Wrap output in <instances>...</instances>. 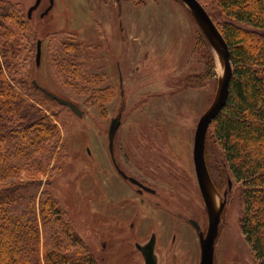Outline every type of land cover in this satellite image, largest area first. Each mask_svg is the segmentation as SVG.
<instances>
[{
	"label": "rangeland",
	"instance_id": "obj_1",
	"mask_svg": "<svg viewBox=\"0 0 264 264\" xmlns=\"http://www.w3.org/2000/svg\"><path fill=\"white\" fill-rule=\"evenodd\" d=\"M10 1L25 13L35 2ZM201 1L218 19L224 18L214 0ZM48 5L49 0H42L30 19L36 40L42 41L41 69L34 78L75 101L83 114L67 111L63 117L61 112L62 119L54 120L63 150L49 168V185L41 188L56 196L64 213L57 216L72 221L87 244L86 250L80 243L75 245L79 254L89 250L101 264H144L138 246L154 233L157 264H199L198 234L189 220H196L202 230L208 221L192 147L199 117L222 77L216 52L211 51L214 66L208 73L201 29L178 0H52L51 8L42 14ZM54 37L77 39L99 50L83 67L101 76L99 88L113 92L110 100L98 101L93 85L88 89L70 85L51 71L48 52ZM30 46L25 39L23 56ZM45 108L42 112L54 118L56 109ZM118 112L121 123L114 136V157L126 174L154 188V195L139 193L114 168L107 133ZM211 168L217 203L226 199L214 264H258L239 225L238 188L232 187L227 168H221L222 177L216 165ZM43 192L37 196L42 235ZM46 249L43 246L40 255L43 264Z\"/></svg>",
	"mask_w": 264,
	"mask_h": 264
},
{
	"label": "trees",
	"instance_id": "obj_2",
	"mask_svg": "<svg viewBox=\"0 0 264 264\" xmlns=\"http://www.w3.org/2000/svg\"><path fill=\"white\" fill-rule=\"evenodd\" d=\"M214 2L224 18L218 19L201 4L228 44L232 72L225 104L208 126L205 162L208 171L218 167L219 177L222 167L228 169L242 204L241 232L258 264H264V0ZM30 19L14 2L0 0V264H43V246L47 248L45 264H101L89 250L79 254L75 245L80 243L86 250L87 244L72 221L58 217L64 213L56 196L41 188L49 185V168L63 150L54 120L71 110L48 96L41 89L46 87L34 78L41 66L35 63L37 40ZM200 34L210 73L212 49L201 30ZM25 39L31 46L23 56ZM53 39L48 52L51 71L67 84L87 89L93 85L98 101L110 100L113 92L99 88L101 76L83 67L99 50L77 39ZM44 105L56 109L54 118ZM41 191L45 196L40 209L43 235L37 209Z\"/></svg>",
	"mask_w": 264,
	"mask_h": 264
},
{
	"label": "water",
	"instance_id": "obj_3",
	"mask_svg": "<svg viewBox=\"0 0 264 264\" xmlns=\"http://www.w3.org/2000/svg\"><path fill=\"white\" fill-rule=\"evenodd\" d=\"M189 9L191 15L196 21L197 25L201 29L205 38L207 39L210 47L217 54L219 61L221 62L222 77L218 80V86L216 93L213 97L212 102L207 109L201 114L197 122L192 147V157L195 177L197 184L203 199L204 207L208 217V224L206 231L199 229V225L195 220H191V223L197 230L199 246H200V260L199 264H214V244L218 234V223L220 220L221 211L223 210L226 199H221L218 206L215 205L213 199V184L205 162V139L208 130V126L212 119L218 114L220 109L225 104L228 84L231 76V63L229 60V48L221 32L216 26L215 22L205 9V7L199 2V0H181ZM40 3V0H35L34 4L30 6L27 11V15L30 18L33 10H35ZM52 4V3H51ZM51 4L48 9L45 10L44 14L51 8ZM41 39L37 40L35 63L36 67L40 65L41 61ZM36 85V81L34 80ZM41 89L51 98L58 101L60 104L68 106V108L75 113L77 116H82L83 110L72 100L58 96L52 91L41 87ZM121 123V112H118L116 116L111 118L108 127V148L110 154L113 155V139L114 135ZM117 171L123 178H128L132 183H135L140 188H144V185L136 180L134 177L128 176L124 171L117 167ZM153 191V190H151ZM155 245V234L152 233L148 242L142 247L145 264H156V259L153 255Z\"/></svg>",
	"mask_w": 264,
	"mask_h": 264
},
{
	"label": "flooded vegetation",
	"instance_id": "obj_4",
	"mask_svg": "<svg viewBox=\"0 0 264 264\" xmlns=\"http://www.w3.org/2000/svg\"><path fill=\"white\" fill-rule=\"evenodd\" d=\"M42 2V0H40V3ZM39 3V4H40ZM52 3V0H49V5ZM49 5H48V7H49ZM39 6V5H38ZM48 7L46 8V9H48ZM45 9V10H46ZM45 10L43 11V13L42 14H44V12H45ZM115 136V135H114ZM113 148H114V139H113ZM114 149H113V155H111V161H112V163H113V165H114V168H115V170H116V172L119 174V172L117 171V167L119 168V169H121L122 171H124V169L122 168V167H120V165H119V163H118V161H117V159L114 157ZM125 173H126V171H124ZM120 175V174H119ZM128 175V174H127ZM121 176V175H120ZM129 176V175H128ZM122 177V176H121ZM132 177V176H131ZM123 178V177H122ZM135 178V177H134ZM125 180H128L129 182H131L128 178H124ZM136 180H138V181H140L139 179H137V178H135ZM143 185H144V188H140L138 185H136L135 183H133L135 186H137L138 188H137V191L139 192V193H148V194H155L156 192H155V189L154 188H152L150 185H148V184H146L145 182H142V181H140ZM132 183V182H131ZM199 188V187H198ZM151 190H153V191H151ZM226 204V203H225ZM205 212H206V210H205ZM206 215H207V213H206ZM191 220H193V219H191ZM191 220H189V223L193 226V224L191 223ZM196 221V220H195ZM207 221H208V217H207ZM197 222V221H196ZM197 224H198V222H197ZM199 225V224H198ZM194 227V226H193ZM194 229L196 230V228L194 227ZM199 229L200 230H202L201 229V226L199 225ZM218 229H219V223H218ZM202 231H206V228H205V230H202ZM196 232H197V230H196ZM151 236V235H150ZM149 240V239H148ZM148 242V241H147ZM146 242V243H147ZM146 243L145 244H142V246L139 244V246H138V248L141 250V252H142V255H143V251H142V247H144L145 245H146ZM155 243H156V236H155ZM154 247H155V245H154ZM136 248H137V246H136ZM153 255H154V257H155V253H154V250H153ZM143 257V259H144V255L142 256ZM155 259H156V257H155ZM144 264H145V261H144ZM156 264H157V260H156Z\"/></svg>",
	"mask_w": 264,
	"mask_h": 264
},
{
	"label": "bare ground",
	"instance_id": "obj_5",
	"mask_svg": "<svg viewBox=\"0 0 264 264\" xmlns=\"http://www.w3.org/2000/svg\"><path fill=\"white\" fill-rule=\"evenodd\" d=\"M218 66H219V72H220V74L222 73V69H223V66H222V64H221V62L219 61V59H218ZM213 199H214V203H215V205L216 206H218V197H217V195L215 194V192L213 191ZM217 238V237H216Z\"/></svg>",
	"mask_w": 264,
	"mask_h": 264
}]
</instances>
